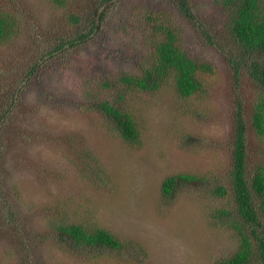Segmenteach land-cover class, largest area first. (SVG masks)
Returning <instances> with one entry per match:
<instances>
[{
  "label": "rangeland",
  "instance_id": "1",
  "mask_svg": "<svg viewBox=\"0 0 264 264\" xmlns=\"http://www.w3.org/2000/svg\"><path fill=\"white\" fill-rule=\"evenodd\" d=\"M192 5L224 50L181 20L191 55L215 70L203 74L199 94L184 98L173 82L149 95L119 80L148 54L139 7L183 18L172 0H121L97 34L63 50L59 38L75 37L68 9L53 0H0L18 28L0 43V102L20 100L0 167L16 210L13 221L0 212V264H215L236 252L240 239L229 216L216 215L226 202L214 186L228 184L239 99L249 171L264 166V136L250 118L258 86L245 66L236 81L222 4ZM106 100L133 115L137 142L94 107ZM178 173L198 180L163 197L164 179ZM64 222L109 230L121 253L67 249L56 235Z\"/></svg>",
  "mask_w": 264,
  "mask_h": 264
},
{
  "label": "trees",
  "instance_id": "2",
  "mask_svg": "<svg viewBox=\"0 0 264 264\" xmlns=\"http://www.w3.org/2000/svg\"><path fill=\"white\" fill-rule=\"evenodd\" d=\"M121 0H53L63 9H68V20L74 36L59 38L57 50L87 42L97 34ZM183 18L171 10L159 8L155 11L139 7L137 25H145V39L148 42V54L145 61L139 64L136 72L125 73L119 80L131 90L154 94L163 86L173 82L179 95L184 98L199 94L205 87L202 76L213 73L214 66L208 61L191 55L186 42L185 28L181 20L197 30V35L209 43L220 46L216 31L209 27L194 12L192 0H172ZM226 10L227 36L230 47L228 59L235 70L236 81L240 80V70L245 66L249 76L258 86L257 97L250 110L252 126L258 135L264 136V6L263 0H218ZM74 7H78L74 9ZM16 21L10 14L0 11V43L7 41L17 31ZM125 86V88H126ZM127 89V88H126ZM10 89L13 100L14 91ZM18 91V90H17ZM7 96V95H6ZM18 96V95H16ZM20 100L8 102L6 98L0 103V167L4 149L13 142L6 135L14 124L15 107ZM235 117V137L233 159L228 172V184L220 182L214 186L215 195L223 198L225 206L216 208V215L222 218L229 216L226 222L232 223L239 240L238 249L229 257L215 264H264V166L249 171L247 152L246 118L242 99L237 101ZM94 107L111 119L121 136L129 142H137L140 130L133 115L110 101L95 103ZM0 172V212L8 214L10 221L16 217L14 201L2 183ZM198 176L178 173L168 176L162 184V196L172 195L183 182L191 183ZM183 186V185H182ZM229 186V188H228ZM231 188V192H230ZM229 206V207H227ZM237 216V219L235 218ZM239 217V218H238ZM220 218V219H221ZM5 222V220H4ZM222 223V221H220ZM58 243L67 249L79 252L108 251L121 253L124 244L109 230L102 227L91 229L83 223L64 222L56 226ZM256 241V246L253 244Z\"/></svg>",
  "mask_w": 264,
  "mask_h": 264
}]
</instances>
